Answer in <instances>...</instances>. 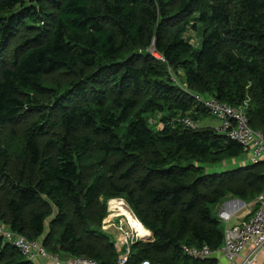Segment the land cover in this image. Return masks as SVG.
<instances>
[{"label":"trees","instance_id":"trees-1","mask_svg":"<svg viewBox=\"0 0 264 264\" xmlns=\"http://www.w3.org/2000/svg\"><path fill=\"white\" fill-rule=\"evenodd\" d=\"M211 96L264 132V0H0V224L117 264L100 197L119 196L153 233L128 264H207L183 247L220 249L212 205L264 190L263 161L224 166L242 143L181 122ZM0 264L35 262L0 233Z\"/></svg>","mask_w":264,"mask_h":264},{"label":"built area","instance_id":"built-area-1","mask_svg":"<svg viewBox=\"0 0 264 264\" xmlns=\"http://www.w3.org/2000/svg\"><path fill=\"white\" fill-rule=\"evenodd\" d=\"M154 55L164 59L159 53ZM204 104L215 116L220 124L217 129L222 133H227L233 139L242 143L245 152L254 163H259L264 159V132L253 128L247 114L231 105L220 101L216 97L203 98ZM181 122L193 129L200 126L198 121L188 116H182ZM255 206L250 216L238 223H233V215L230 211L222 209L218 217L224 226V242L219 250H222L228 261L234 262L240 257L248 246H252L249 255L243 257L237 264H256L259 253L264 250V190L254 199ZM0 233L9 242L20 249L23 255L34 259L36 257H49L55 264H98L95 260L85 256H68L63 258L59 254L49 252L38 240H32L23 234L16 233L0 224ZM136 240L131 239V243ZM186 255L196 259H209L218 250L212 249L209 245L184 247ZM130 252V249H128ZM117 264H128V255H123ZM139 264H152L151 260H142Z\"/></svg>","mask_w":264,"mask_h":264},{"label":"crops","instance_id":"crops-1","mask_svg":"<svg viewBox=\"0 0 264 264\" xmlns=\"http://www.w3.org/2000/svg\"><path fill=\"white\" fill-rule=\"evenodd\" d=\"M200 123H201V125H210V126H212V127L214 126L216 128L220 124L219 121L217 122L216 120H210V118H208V117L201 119ZM262 161L263 162L260 165H258V166L260 167V169H262L264 171V159ZM251 162L252 161L249 158V155L243 153L238 158H236L233 161H230L229 163H227L228 165L224 164V166L229 168V169H236V168L241 167V166H243L245 164H250ZM114 199H116V198H114ZM254 206H255L254 200L246 201V200H243L242 198H240V197H238L236 195L228 194L225 197H223V199L220 202H218L217 204H213L212 205V212L215 215H218V213L222 209H226V210H228V211H230L232 213V215H233V217H232L233 223H238L239 221L245 220V219H247L249 217V215H250L251 211L253 210ZM131 210H132V208H131ZM114 222L119 227L121 226V223H123V221L120 223V219L116 218V217L114 219ZM106 223H108V222H106ZM128 224H129V222H128ZM109 228H110V226L108 225V229ZM132 230H134V229H132ZM150 232H151V238H153L152 237V231H150ZM143 237H145V236H143ZM146 239H148V238H146ZM115 242H116V244L117 243L120 244V247L119 246L118 247L120 248V250L122 248V253H121L122 256L126 255L129 252L128 249L131 250V245L127 243V239L123 240V239L118 238L117 240H115ZM251 251H252V246H248L240 257L235 259L234 262H230L225 257L223 251L222 250H218L210 258V260L207 262V264H237V263L242 261L243 257L249 255L251 253ZM57 254H59V255L62 254L65 257L68 256V254L65 253V252L57 253ZM39 258H40L39 259L40 262L38 264H55V262L49 257H39ZM256 264H264V250H262L259 253V255H258L257 259H256Z\"/></svg>","mask_w":264,"mask_h":264},{"label":"rangeland","instance_id":"rangeland-1","mask_svg":"<svg viewBox=\"0 0 264 264\" xmlns=\"http://www.w3.org/2000/svg\"><path fill=\"white\" fill-rule=\"evenodd\" d=\"M190 34L193 36V37H197L198 38V35L197 34H192V32H190ZM194 41L196 40V39H194V38H192ZM34 117L35 116H33V115H31V114H29V115H27V116H25L19 123H17L16 125H15V127L17 128V131H18V133H19V136L16 138V147L17 148H20L21 147V145H22V137H23V129L25 128V125L27 124V123H29L31 120H33L34 119ZM160 116L159 115H157V114H154V115H150V120H151V124L152 125H154V127L155 128H159L160 126H161V121H160ZM208 118H210V120H216L217 122L219 121L215 116H210V117H208ZM220 122V121H219ZM201 124V123H200ZM7 130L9 131V130H11V127H9V128H7ZM0 134H1V136L3 137V135H4V131L3 132H0ZM245 154H247V153H245ZM218 168V167H217ZM114 198H116L117 200H120V201H122V202H124L125 203V205L127 206V208L133 213V215L134 216H136L135 214H134V212L131 210V207H130V205H129V203H128V201L124 198V197H111V198H108V197H106V196H101L100 197V200H101V202H102V204H104V205H107V215H106V217L104 218V220H103V222H102V224H103V226H102V229L112 238V240H117L118 238H120V239H127V243L128 244H130L131 245V239H135V240H141V241H148V240H153V238H150V239H143L142 237L143 236H138L137 235V233L134 231V230H132L133 228H132V226H130L129 224H128V220H127V218H126V216H124V215H122V214H120V215H115V213H119V212H115L116 210H114V212L112 211H110L111 209L109 208V204H110V201L112 200V199H114ZM119 211V210H118ZM113 214H114V216H113ZM112 216V217H111ZM115 217L116 218H119L120 219V223L123 221V223H121V226L119 227V226H117L116 225V223L114 222V219H115ZM137 218V217H136ZM128 221V222H127ZM106 222H108V223H106ZM108 225L110 226V228L108 229ZM152 237H153V233H152ZM117 245L120 247V244L119 243H117ZM51 249V248H50ZM120 249V248H119ZM48 250V249H47ZM49 251V250H48ZM54 251L55 252H59V253H63V252H61L62 251V249H61V246H59V245H55V248H54ZM121 251H122V248H121ZM127 251V250H126ZM60 255H62V254H60ZM68 256H73V255H68ZM67 256V257H68ZM62 257L63 258H66L65 256H63L62 255ZM193 258V257H192ZM39 257H36V258H34L33 260H34V262H35V264H38L40 261H39ZM196 259V258H195Z\"/></svg>","mask_w":264,"mask_h":264},{"label":"bare ground","instance_id":"bare-ground-1","mask_svg":"<svg viewBox=\"0 0 264 264\" xmlns=\"http://www.w3.org/2000/svg\"><path fill=\"white\" fill-rule=\"evenodd\" d=\"M109 205L111 212H114V210H116L115 212H119L115 213V215L122 214L126 216L127 220L129 221V224L133 227L134 231L137 233L138 236L141 235L147 237L148 239L151 238L150 230L139 219H137L136 216L133 215V213L127 208L124 202L117 199H112Z\"/></svg>","mask_w":264,"mask_h":264}]
</instances>
